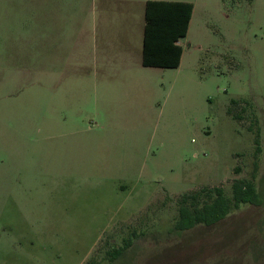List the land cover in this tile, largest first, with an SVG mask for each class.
Masks as SVG:
<instances>
[{"label":"rangeland","instance_id":"374dc122","mask_svg":"<svg viewBox=\"0 0 264 264\" xmlns=\"http://www.w3.org/2000/svg\"><path fill=\"white\" fill-rule=\"evenodd\" d=\"M187 1L182 63L116 110L80 80L53 93L48 75H14L15 63L33 69L31 54L0 59V264H264V0ZM95 4L0 0V43L19 38L32 53L36 5L92 24ZM239 179L261 205L174 229L185 193L230 194Z\"/></svg>","mask_w":264,"mask_h":264},{"label":"crops","instance_id":"0c3cea01","mask_svg":"<svg viewBox=\"0 0 264 264\" xmlns=\"http://www.w3.org/2000/svg\"><path fill=\"white\" fill-rule=\"evenodd\" d=\"M148 1L98 0L99 5L92 6V24L89 20L77 22V13L68 5L51 6L49 17H45L49 20L43 21L42 5H36L32 53L25 40L8 39L0 43V59L19 62L31 54L33 69L15 63L14 75H48L55 81L53 93L73 92L76 87L72 83L80 80L82 93L92 94L94 102H102L104 111L116 110L119 102L140 99L145 90L152 93L159 89L164 85L160 82L170 75L171 68L143 63ZM194 10L195 5L192 18ZM94 118L101 122L99 114L89 116L91 121ZM55 124L68 123L67 119L63 122L55 118Z\"/></svg>","mask_w":264,"mask_h":264},{"label":"trees","instance_id":"16d2710c","mask_svg":"<svg viewBox=\"0 0 264 264\" xmlns=\"http://www.w3.org/2000/svg\"><path fill=\"white\" fill-rule=\"evenodd\" d=\"M194 5L187 1L149 0L145 10L143 63L145 66L178 68L183 48L179 40L187 36ZM261 205L254 183L236 180L228 194L223 186L204 187L185 193L179 201L174 229L185 231L199 225H213L243 204ZM112 251L117 258L130 245Z\"/></svg>","mask_w":264,"mask_h":264}]
</instances>
